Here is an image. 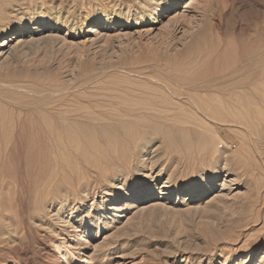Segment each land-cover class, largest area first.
Returning a JSON list of instances; mask_svg holds the SVG:
<instances>
[{"label": "rangeland", "instance_id": "obj_1", "mask_svg": "<svg viewBox=\"0 0 264 264\" xmlns=\"http://www.w3.org/2000/svg\"><path fill=\"white\" fill-rule=\"evenodd\" d=\"M115 1L113 4L110 0H64L65 3L60 4L59 0H23L19 2L20 5L7 8L8 21L13 24L19 21L27 26L31 16L40 17L45 14L52 23L57 22L56 19L60 15L64 19L68 10L71 16L66 22V27L61 26L59 30L46 33L48 37L35 34L32 42L30 40L21 42L23 38L15 40L18 34L14 35L15 41L11 43L14 44L12 51L0 58V93L3 91L0 95V103L8 107L9 99L16 95L22 104H27L24 108L28 110L24 109L25 112L23 111L22 114L23 123L27 122L26 126L23 124L25 132L22 131L24 133H21L16 140L6 165L7 169L5 168L8 176L6 177L8 181L5 183L12 194L7 202L12 198L14 201H10L11 204L6 203L2 216L0 214L2 217L0 233L4 232L7 235L0 238V264H264V176L248 166V162L249 164L252 162L247 161L252 160L253 134L251 133L256 130L248 123L250 118L244 111L226 115L220 123L215 119L212 120L213 123L207 121L206 125L203 124L204 134L211 140L213 138L212 148L204 152V148L198 151L201 146L187 152V144L180 140L181 137L173 143L175 145L179 142V146L178 144L173 146L172 141L169 140L167 142L172 145L166 140L165 144L160 136H151L153 140L149 137L147 141L149 151L154 150L153 154H158L157 157L161 158L159 162L149 164V166L155 165V168H152L154 173L152 177L157 179V189L141 204V209L138 211L129 210L130 200L122 194L121 197L119 196L121 210L116 213L113 222L110 223L108 220L107 225L100 224L98 233L93 229L94 237H92L93 233L83 235L92 246L97 242L94 248L95 251L98 248L96 252L93 248L83 249L81 245L79 253L70 258L67 251L69 253L76 251V240H68L60 235L58 229L50 230L47 225L44 227L31 225L33 223L30 221L31 216L35 214V204L39 201L36 197L38 184L47 177L49 173L47 164L51 158L48 141L46 142L45 138L37 134L33 128V121L37 118L36 112L41 111L38 107L43 110L47 106L52 109L55 106L69 105V102L63 98L70 95L69 98L66 97L71 99V94L80 97L79 101L76 98L72 100L74 103L75 101L82 103V106L86 104L87 107L92 105L87 102L88 96L94 97L101 105H106L114 98V100L118 98L134 100L140 92L141 85L152 87L157 82L168 83L166 69L170 70L171 67L173 69L175 62L177 64L186 62L187 56H206L205 65L200 71L198 70L202 73L201 78L206 80L214 74L215 56H222L223 53V56H244V61L250 56L264 57V0H196L193 10L197 12V18L194 24L191 22V27L195 28L192 32L189 26L190 34L180 40L176 39L168 21L172 15L163 18L157 25L158 32L154 31L151 35L145 31L149 27H142L139 21L133 20L140 15V11L154 7L158 0H124L123 3ZM184 1L181 0L178 11L182 10ZM127 2L130 4L129 8ZM96 11L114 12L132 20L133 24L121 33L101 32L96 39L90 33L93 24L88 18V15ZM186 23H189V19ZM37 25L33 26L34 29H37ZM199 32L201 35L206 34L205 39L201 36L196 38ZM31 33L32 30L29 34ZM4 39V36H0V44ZM229 40L237 50L231 48ZM189 45H192L193 54L185 51ZM223 48L227 51L232 49L234 53L228 51L225 54L226 50ZM207 57L210 59L208 60ZM260 57L259 61L264 64L263 57L262 59ZM254 63L251 62L248 66L243 62L244 68L249 69L251 73H246L244 71L248 70L239 67L241 70L238 74L246 73L244 76L249 74L252 76L254 71L251 70L255 68L250 66H255ZM168 64L171 66L170 69ZM185 67L189 69L187 66H183V69ZM209 74H212L211 77ZM2 96L9 98L4 100L1 99ZM245 116L248 118L246 119ZM240 117H244V121ZM236 119L240 121L235 123ZM248 132H251L248 134L250 137L247 135ZM249 141L251 145H247ZM167 145L172 147L166 148ZM156 146L161 148L157 149ZM224 156L229 159L225 162L232 161L229 171L231 170L230 178L235 185H232L228 191L219 192L225 178ZM214 157H221L217 167L213 164ZM165 164L164 175L155 174L163 166L165 167ZM214 169L219 173L217 180L213 184L203 181L201 177H207ZM134 171H131L132 175L127 178L129 189L122 191L125 194L135 186V183L144 184L146 180L142 172L134 174ZM192 175L197 179L187 186V191L181 197L160 195L162 192L160 187L167 178L172 179L176 187L180 183L188 182ZM101 184L102 180L91 179L88 186L93 196L79 206L74 217L70 219L71 223L76 222L77 218L89 211L94 200V192L95 206L101 205V190L98 189ZM92 189L95 191L93 192ZM5 191L2 190L3 195L6 196L7 191ZM185 199L190 200L182 204ZM16 209L19 211L18 214L15 212ZM29 211L34 212L31 214ZM18 216H22V222ZM251 252L252 258L248 256ZM90 255H93L92 258ZM87 256L89 259L86 258Z\"/></svg>", "mask_w": 264, "mask_h": 264}, {"label": "bare ground", "instance_id": "obj_2", "mask_svg": "<svg viewBox=\"0 0 264 264\" xmlns=\"http://www.w3.org/2000/svg\"><path fill=\"white\" fill-rule=\"evenodd\" d=\"M20 1L23 0H0V36L2 37L4 36L5 38L3 42L0 44V58L3 55L9 54L10 51H12L11 49L14 47V44L11 43L14 42L15 40L19 38H23L21 42H26V41L29 42V40L32 42V40L35 39L33 37L35 34L46 37L47 36L46 33H51L52 31L59 30L61 26L66 27L67 25L66 22L69 21V17L71 16L69 10L67 11V16L64 17V19L60 17L61 15L59 13L58 15L60 16H58V18L56 17L57 22L52 23L48 19L47 15L42 14V16L40 17L31 16L28 19L29 20L28 26L24 25V23H20L19 21L18 22L15 21L16 23L15 22L14 23L17 24L16 26L15 24H13V22L11 23L10 21H8L9 13L7 8L13 7L14 5L18 6ZM122 1L124 0H118V2L120 3H123ZM195 1L196 0H185L184 2H182L183 3V6L181 7L182 10L178 11L179 8L178 5L181 3V0H158V2L156 3V5H154V7H152L150 10L140 11V15L135 17L133 20L139 21L142 27H149L145 31L146 32L148 31L149 35H151L152 32L154 31L158 32L157 25H159L162 22L163 18H168V16L172 15L171 17L168 18V21L169 23H171L173 32L176 35V39L180 40L189 33L188 32L189 26L191 31L195 28V27H191L192 26L191 24L192 23L194 24V21L197 18V12L193 10L194 8L193 5L197 3V2L195 3ZM63 2L64 0H59L60 4ZM110 2L114 4V2L116 1L110 0ZM127 4L129 8L130 4L128 2ZM137 6H139V4H137ZM128 14L129 11L127 12V15ZM40 18L41 20H39ZM88 18H90L91 24H93L92 28L90 29V33L96 39L97 37L99 38L101 32L115 31L116 33H121L123 30L130 28L131 25L133 24L131 22L132 20L125 19L121 15H116L114 12L108 13L107 11H96V13H91L90 15H88ZM188 19H189V23H186L188 22ZM35 25L38 26L37 29H34L33 26ZM202 28L201 30L200 29L199 30L202 31ZM31 30L33 33L29 34ZM16 34H18V37L14 40L13 36ZM196 35L197 37L194 36L196 38L198 37L200 38L201 36L204 37L205 39L206 37L205 33L201 35V33L199 32ZM228 42L230 44V40ZM229 44L227 45L228 46L231 45V48L233 49L236 48L233 47L232 44L230 45ZM191 48L192 45H189L187 46V49L185 51L191 53V51H193L191 50ZM231 50L229 49L228 51ZM228 51L227 50L224 51L225 54H227L226 52ZM193 52L191 54H193ZM232 52L233 51H231L230 53ZM223 54L222 56H215L216 57L214 63L215 71L213 72L214 73L213 75L209 74V76L212 75V77L210 76L211 78L209 80L201 78L202 73L198 72V70L200 71V69L205 65L206 56L205 57L187 56L188 58V59L186 58L187 63L183 61V63L179 62V64H177L175 62L173 69L171 66H169L170 64L169 61L168 66L169 69L170 67L171 69L168 70L167 68L166 69L167 71L165 73V75L167 76L166 78H168L167 81H169L168 83L158 84L159 82L156 81L157 82L156 85L152 87L141 85L139 87L140 92L138 96L135 97L134 100L132 99L133 101L132 100L128 101L123 98H118V100H114L115 99L114 98L106 105L105 104L101 105L99 104V102L95 101L96 99L94 97L88 96L87 102L90 103V104L88 103L89 105H91L92 103V105L87 107L85 104L84 106L86 107H84L82 106V103L80 104L76 101L74 103V101H72L75 98L78 101L80 100V97L77 96V94L76 95L71 94V99H68L69 98L68 96L70 95L67 96L65 94L68 98L65 96V98L63 99H65L66 102H69L68 103L69 105L61 106L60 103L59 104L60 106L58 107L55 106V108L50 109V106L49 108L47 106L43 110L40 107H38L39 110L41 111L37 110L36 112L37 118L35 121H33L34 122L33 128L35 129L37 134L45 138L46 142L48 141V146H49L48 148L50 150L49 157L51 158L47 164L49 167V173L47 177L43 179V181L41 180V182L38 184V191L36 197L39 201L38 203L35 204L36 205L35 214L31 216V220H30L31 222H33L31 225L37 224V226L39 227L40 226L44 227V225H47L48 228H51L50 230H52L53 228L58 229L60 235L66 237L68 240L70 241L76 240L75 241L77 245V247H75L76 251L72 253H69V251H67L70 258L74 257V254L79 253L78 250L80 249L81 245L83 249L93 248L94 250V248L97 245V242L95 243V245L92 246L90 243H88L86 238H83L84 237L83 235L93 233L92 237H94L95 235L93 229H96V233H98L100 224L107 225L108 222L110 223L113 222L114 218L116 217V213H118L121 210V207L119 206L120 205L119 198L122 195L125 196L127 199H129L131 202L129 210L132 209L138 211L141 209V204L148 197H151L153 195V192L157 189L156 188L157 179L152 177V174H154L152 172V168L155 165L149 166V164L157 163V161L159 162L161 158L157 157L158 154L157 155L153 154L154 150H152L151 152L149 151L147 146L148 144L147 141L149 137L151 138V136H160L161 141L165 142L166 140L167 142V140H169L172 141L171 142L172 144L177 141L178 137H181L180 140H182L185 144H187L186 146L187 152L191 151L193 148H199V146H201L202 149L199 148L198 151H201L204 148L203 150L204 152L207 151V149L209 150L212 148L211 141H213V138L211 140L210 137L204 134V131L202 129L203 124L207 121L213 123L215 119L216 121L219 120L217 122L220 123V121L226 118V115H231L233 114V112L234 113L240 111L246 112L245 114L250 118L248 123L255 127L253 128L254 130H256L255 132L251 133L252 132L251 131L247 133V135L249 133L253 134V141H251L252 143L250 141L249 143H247V145L252 144L251 145L252 150L249 148L251 150L252 160H247V161H252L251 164H249L248 162V166L250 165L252 168L257 170V172H261L264 176V110H263L264 64L263 63L261 64V61H259L258 58L260 56L258 58H255L257 56H250V58L245 56L246 61H244L243 60L244 56L243 57L229 56V55L223 56ZM262 57L260 58L262 59ZM207 59L209 60L210 58L207 57ZM222 62L225 63V65H222L223 64ZM243 62H245V65L246 64L248 65L251 62H255L254 63L255 66L253 64H252L253 66H250L255 68V70L253 69L251 70L254 71L252 76H249L250 74L244 76L250 70L244 68L245 65H242ZM165 64L167 65V63ZM183 66L189 67L190 70L187 69L186 67L184 68L185 69L184 70ZM239 67L241 69L244 68V70H248V71H244L246 73L244 74L242 73L243 75L239 73L241 74V76H239L238 72L241 70ZM13 90L12 92H17ZM66 93L69 94V92ZM7 97L2 96L1 99L4 98V100H6L5 98ZM8 104L10 105H8V107H5L3 106V104L0 103V214L1 216L3 213L4 206H6L10 201H14L12 200L13 199L12 198L9 202H7V200H9L8 199L9 196L12 194H10L9 186L8 185L6 186L5 183L8 181V180L6 181V177L8 176L5 173V168L10 159L11 153L15 147L16 140L19 138L21 133L25 132L24 131L26 126L25 124L27 123L26 122L24 124L22 120L23 117L22 114H24L25 112L24 106L27 104L25 105L22 104L21 100L18 97H16V95L12 96L9 99ZM30 108L32 107L30 106ZM35 108L37 109V107ZM247 116H245V118ZM240 118L244 121V117L243 118L240 117ZM30 119L33 120V118L31 117ZM228 119L229 121H231L230 118ZM234 121L235 123H238L240 120L236 119ZM23 124L25 125L24 127ZM204 125H206V123ZM27 129H29L28 126ZM248 137H250V135H248ZM173 138L175 139V141ZM251 139L249 138V140ZM214 142L216 145V141ZM167 143L171 144L170 142ZM177 144L178 146L180 145L179 142ZM175 145L173 144V146ZM160 146H158V148ZM168 146L170 147V145H167L166 148H168ZM155 148H157V146ZM232 155L233 154H231V156ZM225 156L223 157L225 158L224 162L226 161V159H228ZM241 159H242L241 161L244 162L243 158ZM220 161H221V157H214L213 159L214 166L217 167ZM228 162L230 164L225 162L223 166V171H225L224 173L225 178L223 179V182L220 185L219 192L228 191L232 185H235L233 179L230 178L231 170L229 171V167H230L229 165H231L232 161H228ZM99 164L101 165V167H99ZM244 167H245V171H247L246 166ZM133 170H135L134 174L135 172H142L146 180L144 184L135 183L134 184L135 186L125 194L122 191H124L125 189L127 190V188L129 187V181H127V178L130 175H132L131 171ZM165 172H166V164L165 167L163 166L155 174L161 176L162 174L164 175ZM218 175L219 173L217 172L216 169H214V171H212L210 175H208L207 177L202 176L201 178L203 179V181L205 180L209 184H213L214 181L217 180ZM9 176H11V174H9ZM92 178L94 179L97 178L99 180H102V184L99 185L98 188L99 190H101L100 191L101 205L98 206L96 205L97 207L95 206L94 200L96 198L95 197L96 194L94 192L95 190L92 189L94 192V197H93L94 200L91 203L89 211L84 215H82L81 217L77 218L76 222L71 223L70 219L74 217V214H76L79 206L85 200L93 196V193H91L90 191L91 189L88 186V183L91 181ZM196 179L197 177L195 175H192V177L188 182L186 181L180 183L179 186L175 187L172 179L167 178L160 187L161 188L160 190L162 191L160 195L163 196L175 195L176 197H181L183 193L187 191V186L195 182ZM2 190L7 191L6 196L3 195L4 192H2ZM215 196L218 195L215 194ZM189 200L190 199H185L184 201H182V204ZM70 205L72 206L69 208ZM67 208H69V212H67ZM15 212L16 214H18L17 212L19 211H17L16 209ZM33 212H31V214ZM21 217H19L20 220ZM3 218H5V216ZM8 226L10 227L9 223ZM1 231L2 230H0V232ZM9 231L11 230L9 229ZM14 232L16 233V231ZM5 235L6 233L4 232L0 233V238L4 237ZM91 256L93 255H90V258H92ZM248 256L252 258L253 253L251 252ZM86 258L89 259V256H87Z\"/></svg>", "mask_w": 264, "mask_h": 264}]
</instances>
